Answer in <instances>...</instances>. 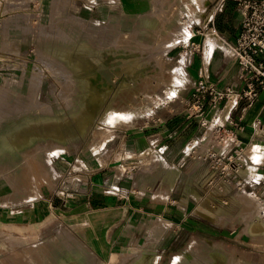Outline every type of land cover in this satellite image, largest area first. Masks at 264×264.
<instances>
[{
	"label": "rangeland",
	"instance_id": "374dc122",
	"mask_svg": "<svg viewBox=\"0 0 264 264\" xmlns=\"http://www.w3.org/2000/svg\"><path fill=\"white\" fill-rule=\"evenodd\" d=\"M221 5L0 0V137L14 149L11 160L0 163V264H20L15 252L41 241L64 251L67 264H264V223L248 215L254 203L252 216L261 215L262 206L251 190L221 189L220 202L211 194L208 204H192L193 218H200L202 207L210 211L204 230L193 219L189 229L174 233L171 223L153 214L151 237L131 239L130 250L121 242L114 246L108 224L71 205L81 175L105 165L113 148L120 158L124 147L134 167L125 172L122 165L117 175L127 174L133 194L177 202L179 195L169 196L170 160L135 154L137 145L125 135L181 112L199 77L187 43L197 30L209 31ZM182 30L189 39L180 38ZM224 179L232 186V179ZM188 190L199 194L193 186ZM42 199H50L53 210L45 223L32 224L28 214ZM239 230L242 240L235 237ZM112 253L121 260L112 261Z\"/></svg>",
	"mask_w": 264,
	"mask_h": 264
},
{
	"label": "crops",
	"instance_id": "0c3cea01",
	"mask_svg": "<svg viewBox=\"0 0 264 264\" xmlns=\"http://www.w3.org/2000/svg\"><path fill=\"white\" fill-rule=\"evenodd\" d=\"M239 5L240 0H222L221 7L209 23V31L201 36L203 50L200 53H189L197 77L203 71L221 88L231 87L236 91L220 109L209 111V126L204 127L195 119H186L182 112H172L162 122L141 127L139 133L133 136L125 135L127 142L131 137L132 144L137 145L132 150L135 154L145 156L146 153H154L152 157L162 156L170 160V167L166 170L170 173L169 196L172 198L175 193V196L179 195L177 202H164L146 193L140 197L133 194L127 174L117 175L118 168L122 165L124 168L134 167L131 165L135 161L130 154L131 150H123L125 147L121 150L120 158L117 154L118 148H113L105 165L81 175L84 177L82 184L73 190L75 194L72 196L76 197V202H71V205L81 209L83 215L91 214L100 224H108L114 246L121 242L125 250L135 249L131 247V239L137 238L139 242L143 237L150 238L152 234L149 221L153 214H158L171 223L174 233L188 228V221L193 219L201 222L196 223L197 228L204 230V221H210L209 214H206L209 210L202 207L200 218H193L189 213L190 206L208 204L211 194L216 195V200L220 202L225 196L221 189L251 190L259 197L262 206L260 213L264 215V87L257 84L259 94L254 104L249 105L248 98L242 95L248 89L247 81L240 75L239 64L232 48L224 41L235 43L240 34L242 21ZM212 26L219 30L221 36L211 33ZM258 58L264 62V54H259ZM193 89L194 83L185 94L190 95ZM217 126H223L225 140L219 138ZM236 141L241 147L243 168L239 174L224 176L232 179L229 181L232 182L231 186L226 183L222 173L214 168V162L207 158V153L223 143L231 150ZM258 142L261 143V148L257 147ZM128 171L129 168L125 172ZM191 186L199 191L198 195L188 190ZM158 205L162 207L157 208ZM254 205L255 203L248 211L251 219H255L251 217V211L255 210ZM52 210L50 199L33 203L32 211L28 214L29 222L45 223ZM23 219L24 217L21 218ZM130 225H133L132 235L129 232ZM244 233L239 230L235 237L242 240ZM250 238L253 239V236L250 235ZM224 246L223 244L222 247ZM141 249L151 251L144 245ZM153 249H157V246ZM242 250L247 251L245 248L237 251L242 253ZM253 250L260 252L257 248Z\"/></svg>",
	"mask_w": 264,
	"mask_h": 264
},
{
	"label": "built area",
	"instance_id": "2783aa9c",
	"mask_svg": "<svg viewBox=\"0 0 264 264\" xmlns=\"http://www.w3.org/2000/svg\"><path fill=\"white\" fill-rule=\"evenodd\" d=\"M240 5L242 28L237 41H224L232 48L239 64L240 75L247 81L248 89L242 95L248 98L249 105H253L259 94L257 84L264 87V62L258 58L259 54H264V0H240ZM214 17L215 15L212 19ZM211 31L221 36L215 26L211 27ZM198 34L206 35L203 30H197L191 37L194 38L187 43L193 53L203 50V43L197 40ZM235 92L231 87L221 88L217 82L208 78L205 72L200 71L193 91L182 104L181 112L186 119H195L202 126L208 127L209 111L220 109ZM222 128L223 126H217L216 132L220 134L221 140H225ZM234 146L229 150L227 144L223 143L219 148L208 150L207 153V158L214 162V168L226 177L239 174L243 168L239 142L236 141Z\"/></svg>",
	"mask_w": 264,
	"mask_h": 264
},
{
	"label": "bare ground",
	"instance_id": "6f19581e",
	"mask_svg": "<svg viewBox=\"0 0 264 264\" xmlns=\"http://www.w3.org/2000/svg\"><path fill=\"white\" fill-rule=\"evenodd\" d=\"M209 1V0H208ZM207 3V2H206ZM205 3V4H206ZM195 8V7H194ZM193 34V33H192ZM188 35L189 33L186 31V30H182V35L180 36V38H185L187 37L188 38ZM189 39V38H188ZM175 44V43H174ZM99 60V59H98ZM176 78H174L175 80ZM173 81V79H172ZM174 82V81H173ZM180 82V81H179ZM171 86V85H170ZM169 86V88H170ZM173 88V87H172ZM171 88V89H172ZM170 92V91H169ZM172 93V92H171ZM174 93V92H173ZM167 95V94H166ZM9 138L7 137H0V152L3 151L5 153V155H1L2 157L4 158H0V163H4L5 161H10V156L12 155L14 149L12 148L11 146V143L10 141L8 140ZM257 147L258 148H261V143L258 142L257 143ZM66 149H71V148H67V147H64ZM63 148V149H64ZM53 151L56 150V149H52ZM59 150V149H57ZM34 190V189H33ZM164 198V197H163ZM169 198V197H168ZM167 199V198H166ZM253 200V199H252ZM257 203H255L256 205ZM206 209V208H205ZM256 214V211L251 213L252 215L253 214ZM206 214H210V211ZM250 214V215H251ZM261 214V213H260ZM249 215V214H248ZM251 217H254L258 223L261 222V223H264V216L263 215H254ZM246 216V215H245ZM246 218V217H245ZM249 220V218H248ZM248 223V222H247ZM250 225V224H248ZM79 226V225H78ZM81 226V225H80ZM59 232V230H58ZM59 235L61 233H58ZM57 237V236H56ZM53 238V239H57V238ZM60 237V236H59ZM59 240V239H58ZM56 240V241H58ZM65 241V240H64ZM42 242V241H41ZM41 242H37L36 244H34L33 246H29L28 248H21L19 250H21L20 252H15L16 253V256H17V260H19V263L20 264H67L68 263V255L60 250V249H57L55 247H52V246H44L41 244ZM71 244V243H70ZM75 244V243H74ZM74 247V246H73ZM9 253V252H8ZM36 253V255H35ZM113 254V257H112V261L114 262H118L121 260V255L119 253H112ZM13 255V254H12ZM15 257V256H14ZM13 257V258H14ZM156 259V258H155ZM230 259V258H229ZM15 260V259H14ZM231 260V259H230Z\"/></svg>",
	"mask_w": 264,
	"mask_h": 264
}]
</instances>
